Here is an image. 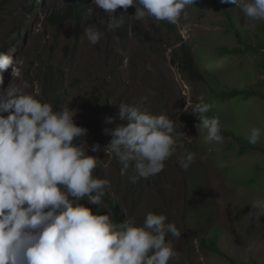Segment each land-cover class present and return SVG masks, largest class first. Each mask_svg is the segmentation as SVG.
<instances>
[{"label":"rangeland","instance_id":"1","mask_svg":"<svg viewBox=\"0 0 264 264\" xmlns=\"http://www.w3.org/2000/svg\"><path fill=\"white\" fill-rule=\"evenodd\" d=\"M65 1L0 0V52L14 59L0 88L26 82L24 91L54 110L75 112L74 122L87 132L74 143H83L87 154L99 159L93 176L109 180L105 193L121 222L131 218L142 225L146 214L155 212L181 232L179 238L166 236L179 256L169 264H264V216H249L251 202L264 199V20L250 29L235 4L194 0L186 18L182 14L170 24L147 15L136 20L134 5L110 16L86 0L94 10L83 12L79 26L67 20L58 27L46 17L62 12ZM228 12L236 28L228 24ZM113 20L119 26L108 31ZM86 27L103 33L97 44L87 40ZM181 45L203 80L181 72ZM235 89L253 93H229ZM141 97H146L142 107L166 114L175 132L184 135L160 173L133 184L132 167L122 174L118 158L103 150L112 139L104 129L121 123L118 105H135ZM201 101L219 118L223 143H205L206 130L182 120ZM254 127L262 134L250 144L246 137ZM95 143L101 147L94 152ZM186 152L195 158L184 169L179 161ZM80 203L119 223L104 201L92 205L85 197ZM250 246H257L255 252L247 251Z\"/></svg>","mask_w":264,"mask_h":264},{"label":"clouds","instance_id":"2","mask_svg":"<svg viewBox=\"0 0 264 264\" xmlns=\"http://www.w3.org/2000/svg\"><path fill=\"white\" fill-rule=\"evenodd\" d=\"M222 2L235 4L250 29L256 21L264 20V0ZM92 3L110 16L118 8L126 11L134 5L136 20L147 15L177 24L182 14L186 18L185 9L194 0ZM118 26L113 20L107 30ZM84 31L93 45L103 36L93 27ZM10 67H14L13 57L0 52V85L4 83L3 72ZM27 87L25 82L22 87L0 88V264H169L178 260L166 236L179 238L181 232L174 223L166 222L164 214L148 212L142 225L131 218L115 223L109 215L80 203L86 197L89 204L100 206L106 188H110L108 179L93 176L99 159L88 155L83 143H74L87 129L74 122V111L54 110L50 103L25 92ZM145 99L141 97L135 105H118L121 123L114 130L104 129L112 139L103 150L118 158L122 174L132 167L129 182L133 184L160 173L174 154L177 139L184 135L175 132L174 122L166 114H153L142 107ZM211 108L201 101L192 112L200 114L197 127L206 130L204 142L223 143L219 118L205 115ZM112 120L107 118L108 123ZM261 134L262 130L254 127L246 139L256 144ZM100 147L95 143L92 151ZM194 158V153L186 152L180 166L189 168ZM250 205V217L264 216V199ZM256 247L247 251L255 252Z\"/></svg>","mask_w":264,"mask_h":264},{"label":"trees","instance_id":"3","mask_svg":"<svg viewBox=\"0 0 264 264\" xmlns=\"http://www.w3.org/2000/svg\"><path fill=\"white\" fill-rule=\"evenodd\" d=\"M212 1H215V2H218L220 4H223L225 5L226 2H222V0H212ZM89 8V5L86 3L85 0H67L65 1L64 3V9L62 12L60 13H57L55 14L54 16L50 17V16H47V20H49L52 24H56L58 27H60L63 23H65L67 20H74L76 25L79 26L80 24V19H81V16L83 14V12L86 11V9ZM94 10V9H93ZM229 11V10H228ZM229 14V12H228ZM235 21H236V18L234 16H232L231 14H229L228 16V24L231 25L233 28H236L235 26ZM135 28V31L134 32H137L138 34H141L143 35V32L142 30H138L136 26H134ZM238 33H240V30L239 29H236ZM144 35H146L144 33ZM240 37V36H238ZM250 45V44H249ZM249 45L247 46V48L249 47ZM179 52L181 53V72L183 74H187L188 77L192 80H203L204 77H203V74L202 72H200L197 67H196V64L195 62L193 61V58L191 57V55L188 54L185 46H180L178 48ZM241 50V49H239ZM176 63V62H175ZM51 73V72H50ZM57 79L54 78L51 82V85H54L56 86L57 85ZM60 81V80H58ZM46 91L45 90V94H46ZM229 93H235V94H241L243 93L246 97L249 96V94L253 93V92H250V91H247V90H233V91H230ZM228 93V94H229ZM263 95V94H262ZM264 97V96H263ZM200 114L197 113H192V114H189V113H184L182 115V120L185 121L186 123L190 124V125H197L199 123V116ZM206 116H208L209 118L213 117L211 116L209 113H206L205 114ZM220 129L222 131V127L220 125ZM239 143H241V147L244 148L245 144L242 143L241 140H238ZM102 201L105 202V204L110 208L112 214H113V218L114 220H116L117 222H121V218L120 216L118 215V209H117V206L115 203H113L111 201V199L107 196V194L105 193ZM205 240H202V243L201 245L204 247V248H208L206 245H205ZM211 247V246H210ZM209 249H215L214 247H211ZM231 262V264H237L235 263L234 261L232 260H229ZM250 264H256V262H253L251 261Z\"/></svg>","mask_w":264,"mask_h":264}]
</instances>
